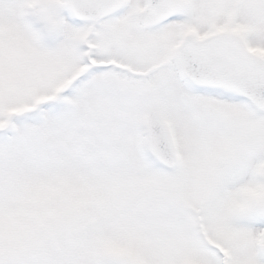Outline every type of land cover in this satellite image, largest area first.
<instances>
[{
  "label": "snow or ice",
  "instance_id": "1",
  "mask_svg": "<svg viewBox=\"0 0 264 264\" xmlns=\"http://www.w3.org/2000/svg\"><path fill=\"white\" fill-rule=\"evenodd\" d=\"M0 264H264V0H0Z\"/></svg>",
  "mask_w": 264,
  "mask_h": 264
}]
</instances>
